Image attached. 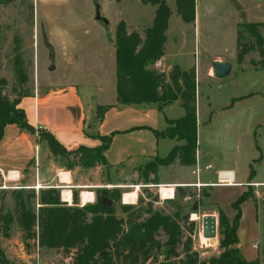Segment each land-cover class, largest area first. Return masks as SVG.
Wrapping results in <instances>:
<instances>
[{
  "label": "rangeland",
  "instance_id": "obj_1",
  "mask_svg": "<svg viewBox=\"0 0 264 264\" xmlns=\"http://www.w3.org/2000/svg\"><path fill=\"white\" fill-rule=\"evenodd\" d=\"M195 3V20L193 24L186 25L176 14L175 0H166L171 16L164 55L170 64L195 73L198 93L195 103L196 165L186 170L175 162L160 170L158 186L183 185L175 188L173 200H161L156 186L142 185L139 169L153 159L135 158L117 171L111 169L109 179L115 184L113 186L121 187V197L125 193L136 192L135 207L151 203L153 211L179 215L181 244L174 250L175 254L166 259L170 264H181L184 244L188 242L199 261L217 258L221 253L218 248L219 214L223 213L231 220L235 215L232 204L247 195L246 201L240 205L238 248L244 260L264 264V68L260 65L261 58L254 48V40L247 34L241 43H247L252 50L242 61L237 60L240 50L237 33L243 32L240 26L264 21V0H195ZM95 5L108 21L107 26L95 21ZM154 11L155 7L142 5L139 0H0V80L5 82L2 96L12 102L23 93L32 95L36 87L41 90L44 85L73 84L78 86L80 98L86 101L90 93H96V69L92 62L96 47L104 43L108 46L113 44L115 27L119 22L125 24L128 32H137L143 37L144 30L151 25ZM260 32L264 39V28ZM16 57L27 75V83L21 89L16 85L13 70ZM215 58L231 64V73L223 80L212 77L210 63ZM108 65L103 70L106 93L109 91L107 102L115 94V61ZM50 68L53 71H49ZM170 71L164 74L168 75ZM231 103L233 106L228 108ZM84 114L88 124L98 123L94 104L92 108L85 109ZM182 115L181 108L172 105L158 115L157 125L165 127L166 119L177 120ZM175 145L171 140L161 142L156 151L158 158L166 157ZM47 165L40 169L33 164L19 178L12 174L10 177L16 180L6 184L0 176V216L10 212L14 217L9 230L0 233V249L10 264L71 263L72 253L41 250L37 238L29 239L16 221L12 193L23 189L26 196L32 191L24 189L28 176L29 180L33 177L35 181L47 183L54 178L56 170L67 172L61 162H55L50 155ZM208 165L210 169L207 170L205 167ZM218 170L233 172L232 184L235 186H193L198 180L201 185L217 184ZM76 174L72 186H86L90 190L74 191L78 195L80 191H91L95 196L94 202L100 190L111 186L105 185L104 172L101 176L98 171ZM40 190H33L36 199ZM59 191L61 195L63 190ZM201 194L210 196L199 197ZM195 201L199 203L198 212L191 210ZM35 203L36 210L37 200ZM119 204L123 205L121 199ZM116 215L122 216L119 210ZM204 215H212L217 221L216 243L207 248L199 245ZM165 239L160 232L157 240L163 244ZM165 257L164 252L157 254L156 260L149 261V264H164Z\"/></svg>",
  "mask_w": 264,
  "mask_h": 264
},
{
  "label": "trees",
  "instance_id": "obj_2",
  "mask_svg": "<svg viewBox=\"0 0 264 264\" xmlns=\"http://www.w3.org/2000/svg\"><path fill=\"white\" fill-rule=\"evenodd\" d=\"M142 5L155 7L151 25L143 32H127L123 22H119L114 33L115 59V94L116 103L122 107L144 106L154 107L161 112L168 106L178 103L183 111L177 120H166L165 129L154 131L157 139L175 141L176 145L164 158H155L140 167L139 173L143 186L159 185L161 169L168 168L177 162L181 167H194L196 164L197 116H196V81L194 72H186L174 66L168 75L157 72L150 67L164 55L166 31L171 11L166 0H139ZM195 0H175L176 14L180 20L191 25L195 20ZM243 32L237 33L239 52L238 62L251 50L250 45L241 43L245 34L254 40L264 68V39L260 30L263 24H243ZM16 85L19 89L27 83V75L20 60L16 57L14 66ZM4 80H0V140L3 130L8 125L22 127L33 135L35 130L28 125L24 111L19 107L21 98L29 95L23 93L10 102L2 96ZM233 103L228 108L232 107ZM110 107H98V123ZM39 140L44 143L49 155L55 162H61L62 168L71 171L80 168L88 171L100 167L104 172L106 184L115 185L109 179L108 165L104 153L111 144L114 133L108 136H97L100 141L95 148L79 146L74 150H66L48 132L38 131ZM249 188V187H248ZM121 191L117 188L102 189L96 195V202L79 206L78 192L72 191V205L67 206L60 200L59 189H42L38 192L24 190L13 192L16 221L20 229L29 239L37 238L41 250H58L65 254H73L70 264H149L155 261L157 254L165 253V260L174 255L180 245L181 230L179 215H163L153 211L151 203L145 207L120 205ZM99 196L112 201L108 214L103 218V210L98 201ZM209 194L199 197L208 198ZM247 195L238 198L232 209L235 215L231 220L219 214L218 248L221 253L217 258L201 262L198 255L191 250V243L184 244V260L181 264H258V261H246L238 248L237 230L241 219L240 205L246 201ZM37 200L38 208L34 205ZM201 204V201L199 200ZM120 211L121 217L116 215ZM14 217L10 212L0 216V233L8 231ZM165 236L163 244L157 240L158 234ZM164 264H170L168 261ZM0 264H10L0 249Z\"/></svg>",
  "mask_w": 264,
  "mask_h": 264
},
{
  "label": "crops",
  "instance_id": "obj_3",
  "mask_svg": "<svg viewBox=\"0 0 264 264\" xmlns=\"http://www.w3.org/2000/svg\"><path fill=\"white\" fill-rule=\"evenodd\" d=\"M261 23H264V21H261ZM95 50L97 53L94 54L92 62L96 69V77H94L97 83L95 89L96 93H90L86 101L80 98L78 95V86L73 84L66 86H53L52 84L48 86L43 84L44 86H42L41 84V90L36 87L32 95L20 101L19 107L24 111L27 123L35 130V134L31 135L22 127L15 125H8L4 128L3 136L0 140V176L5 184L10 180H16L10 177L11 174H15L19 178L24 171H29V169L33 167V164L36 166L38 165L40 169L48 166L49 153L44 143L39 140L37 135L38 131L48 132L68 151L74 150L79 146L90 149L95 148L99 146V141L96 139L97 136H108L114 133L111 144L104 153V156L108 165L115 169V171L124 167L126 163L134 161L135 158L143 160L158 158L156 154L158 146L161 142L168 141V139H157L153 134V130L161 132L165 129V127H159L160 125H157L158 115L161 112H158L154 107L119 106L116 103V94H114V97L112 96V100L110 99V101L107 102L109 91L106 93V75L103 70L104 67H107L113 60L115 61L114 46L113 44L108 46L104 43L96 47ZM214 62L225 61L220 58H215L211 61L210 67ZM174 66L177 65L170 64V62L167 61V57L163 55V57L150 68L157 72L164 73L170 69L172 70ZM177 67L180 68L179 66ZM180 70L182 69L180 68ZM197 96L198 93L196 91V99ZM92 102L96 108L110 107L103 114L101 122L94 125H90L86 122L84 114L85 109L92 108ZM172 105L179 106L178 103ZM197 153L198 151L196 154ZM183 168L189 170V168L193 167ZM81 171L85 174L98 171L101 176L102 169L98 167L83 171L80 168H74L65 173L61 170H56L54 178L47 183L42 182L43 180L35 181L33 177L29 180L28 176L25 180L24 189L36 191L49 188L68 190L70 193L69 199L64 201L63 197L60 195V200L61 202L63 200L64 203H69L71 206L72 191L77 189H89L86 186H72V182H74L73 179L77 178L76 172L80 173ZM220 171L222 170H218L217 172ZM8 173L9 176H7ZM66 174L69 176L68 182L62 180V176ZM53 182H55V184H53ZM197 183L200 184V180H198ZM204 186L219 187L213 186L212 183L205 184ZM113 188L120 189L121 187L112 185L108 187L109 190ZM62 192L63 191H61V193ZM83 192H89L88 194H91L92 197L89 202H82L80 194ZM78 201L80 202V207L91 205L95 201V196L91 191H80Z\"/></svg>",
  "mask_w": 264,
  "mask_h": 264
},
{
  "label": "water",
  "instance_id": "obj_4",
  "mask_svg": "<svg viewBox=\"0 0 264 264\" xmlns=\"http://www.w3.org/2000/svg\"><path fill=\"white\" fill-rule=\"evenodd\" d=\"M94 19L97 22L102 23L107 26L108 21L103 18L99 12V7L94 6ZM49 71H53V68H50ZM212 77L216 80H223L229 76L231 73V64L229 62H214L211 65ZM98 201L103 210V218L108 214V210L112 204V201L107 197L99 196ZM199 203L195 201L192 204V212H198ZM201 233L202 237L208 241V243H216L217 236V221L212 215H204L201 219Z\"/></svg>",
  "mask_w": 264,
  "mask_h": 264
},
{
  "label": "built area",
  "instance_id": "obj_5",
  "mask_svg": "<svg viewBox=\"0 0 264 264\" xmlns=\"http://www.w3.org/2000/svg\"><path fill=\"white\" fill-rule=\"evenodd\" d=\"M205 169H207V170L210 169V166L205 167ZM196 173H198V169H197ZM231 173H232V178L229 177ZM7 176H9V173L7 174ZM12 179H13V177H12ZM216 181H217V184H214L213 186H227V187L235 186L234 184H232V183H234V174H233V172H228V171H220V172H217V174H216ZM182 186L183 185H177V186L176 185H174V186H156V188H157L158 196H159V198L161 200H173L174 199V190H175V188H179V187H182ZM194 186L195 187H202L204 185H201V184L197 183ZM168 189H171L172 192L169 194V196H167L166 198H163L161 196V193L160 192L162 190L167 191ZM61 196H62V193H61ZM122 197H123V195H122ZM122 197H121L122 204L125 205L123 203ZM64 201L62 200V203H64ZM65 204L67 206H70L69 203H66L65 202ZM133 204H135V201H134V203H130V204H126V205H133Z\"/></svg>",
  "mask_w": 264,
  "mask_h": 264
},
{
  "label": "bare ground",
  "instance_id": "obj_6",
  "mask_svg": "<svg viewBox=\"0 0 264 264\" xmlns=\"http://www.w3.org/2000/svg\"><path fill=\"white\" fill-rule=\"evenodd\" d=\"M229 172V171H228ZM230 178H232V173L230 174V176H229ZM62 180H64V181H69V176H68V174H66V175H63L62 176ZM133 189H135V191L137 190V188H133ZM172 192V190L171 189H168L167 191H165V190H162L160 193H161V196L163 197V198H166L167 196H169V194ZM89 193V192H88ZM88 193H85V192H83L82 194H80L81 195V200H82V202L83 203H86V202H89L90 201V199H91V194H88ZM69 196H70V193H69V191L68 190H63V192H62V197H63V199L64 200H67V199H69ZM135 197H136V192H131V193H125V194H123V197H122V199H123V203L126 205V204H130V203H134V200H135ZM215 243H208V241L206 240V239H204L203 237H202V234L200 235V238H199V245H200V247L201 248H207V247H211V246H213Z\"/></svg>",
  "mask_w": 264,
  "mask_h": 264
}]
</instances>
